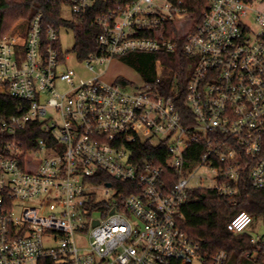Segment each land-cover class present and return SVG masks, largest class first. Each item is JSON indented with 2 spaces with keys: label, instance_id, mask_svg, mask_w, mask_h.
I'll use <instances>...</instances> for the list:
<instances>
[{
  "label": "built area",
  "instance_id": "obj_1",
  "mask_svg": "<svg viewBox=\"0 0 264 264\" xmlns=\"http://www.w3.org/2000/svg\"><path fill=\"white\" fill-rule=\"evenodd\" d=\"M44 1L95 29V49L83 60L64 49L61 29L73 30L43 12L0 41V94L19 101L0 115V264H227L180 225L194 190H264V9L206 0L198 20L184 0ZM178 51L190 59L188 119L159 73L108 83L69 66ZM150 146L165 148L164 164L136 160ZM99 173L116 183L93 182ZM252 225L240 212L227 229L264 245Z\"/></svg>",
  "mask_w": 264,
  "mask_h": 264
},
{
  "label": "trees",
  "instance_id": "obj_2",
  "mask_svg": "<svg viewBox=\"0 0 264 264\" xmlns=\"http://www.w3.org/2000/svg\"><path fill=\"white\" fill-rule=\"evenodd\" d=\"M184 2L200 20L207 8V1L184 0ZM39 12H43L46 23L73 30L76 38L74 51L80 59H85L95 49V29L87 24L64 20L61 17V6L53 2L46 3L44 0H0V41L16 23L30 20ZM122 60L147 82L155 81L158 69H161L163 79L161 91L169 96H174L175 91H178L179 98L176 102L185 119H188L185 94L191 71L190 59L187 56L181 51L173 54L130 53ZM18 104V100L0 94V115L10 116L18 113ZM31 129L32 126L29 127V133L32 134L30 137L42 136L39 131L33 133ZM198 148L199 144L189 147L187 158L196 161L200 153ZM137 152L138 161L146 159L158 165L165 163L163 147L150 146L137 149ZM92 181L116 183L105 173H99ZM240 212H247L252 216V227L258 220L264 223V190H256L249 184H244L240 193L234 197H223L213 190H194L183 207L185 220L180 226L191 238L201 243L202 255L206 258H211L218 251L224 250L229 254L227 264H264V245L252 243L249 234L235 235L227 229L230 220ZM248 254L250 257H247Z\"/></svg>",
  "mask_w": 264,
  "mask_h": 264
},
{
  "label": "rangeland",
  "instance_id": "obj_3",
  "mask_svg": "<svg viewBox=\"0 0 264 264\" xmlns=\"http://www.w3.org/2000/svg\"><path fill=\"white\" fill-rule=\"evenodd\" d=\"M257 5L260 6L261 1L257 0ZM64 16H69L68 9H64ZM24 24V21H20L16 23L12 30L15 28L20 27ZM62 34V45L64 49L66 50H72L75 45V38H74V32H72L69 29L62 28L61 29ZM69 66H71L81 79H89L92 77H95L97 75H101L103 80L112 83L117 78L121 77L122 79L129 80L130 82L142 84L143 78L142 76L136 72L134 69L130 68L125 64V62L121 60H114L111 62H107L104 66H99L94 64V70L90 71L87 69L84 65L79 64L74 58L71 59L69 62ZM159 74L161 75V69H158ZM251 233L253 236L257 235H263L264 234V223L260 220L256 222V224L252 227Z\"/></svg>",
  "mask_w": 264,
  "mask_h": 264
},
{
  "label": "crops",
  "instance_id": "obj_4",
  "mask_svg": "<svg viewBox=\"0 0 264 264\" xmlns=\"http://www.w3.org/2000/svg\"><path fill=\"white\" fill-rule=\"evenodd\" d=\"M261 1V4H260V8L261 9H264V0H260ZM119 78H121V77H119ZM118 79V78H117Z\"/></svg>",
  "mask_w": 264,
  "mask_h": 264
}]
</instances>
